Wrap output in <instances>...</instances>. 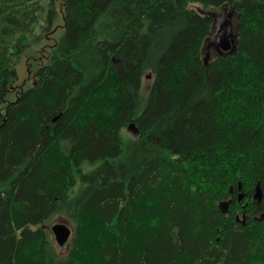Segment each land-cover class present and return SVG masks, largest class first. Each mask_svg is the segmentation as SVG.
Listing matches in <instances>:
<instances>
[{
	"label": "trees",
	"instance_id": "1",
	"mask_svg": "<svg viewBox=\"0 0 264 264\" xmlns=\"http://www.w3.org/2000/svg\"><path fill=\"white\" fill-rule=\"evenodd\" d=\"M0 264H264V0H0Z\"/></svg>",
	"mask_w": 264,
	"mask_h": 264
},
{
	"label": "water",
	"instance_id": "2",
	"mask_svg": "<svg viewBox=\"0 0 264 264\" xmlns=\"http://www.w3.org/2000/svg\"><path fill=\"white\" fill-rule=\"evenodd\" d=\"M199 11L202 12V10L199 9ZM235 12V6L233 5H223L222 7V14L220 15H214V25L213 28H215V31H213L212 37H209L204 44V62L205 64H208L209 57H210V49L212 47H219L220 48V54L223 53H234L236 50V34L233 33L232 29V17L234 16ZM203 13V12H202ZM222 30V31H221ZM220 37L219 42L216 39ZM151 73L147 72L146 78H150ZM129 129H131L135 135H137L138 131L135 127V125L129 124ZM262 191L259 186V184L255 188V194L254 197L258 202L261 201L262 199ZM243 194H239L238 200H241L243 197ZM232 202V199L228 200H222L218 203V210L222 214H226L229 210V206ZM54 237H55V242L59 244V246H64L67 241H69L71 237V232L72 230L70 227L64 223H57L52 226L51 228Z\"/></svg>",
	"mask_w": 264,
	"mask_h": 264
},
{
	"label": "rangeland",
	"instance_id": "3",
	"mask_svg": "<svg viewBox=\"0 0 264 264\" xmlns=\"http://www.w3.org/2000/svg\"><path fill=\"white\" fill-rule=\"evenodd\" d=\"M216 13L220 15L221 10H217ZM233 23H234L233 29H234L235 32H237V19L236 18H234ZM56 37H57V35H52V39L56 38ZM38 54L39 53H37V56H38ZM213 55L214 54L212 53V57H213ZM28 59L29 60H27V56H25L23 58V60H22V63L19 65V70H20V72H19L20 73V78H19V82H18L19 84H23V82L25 83L26 79L28 81V85H30L33 82V78H32L33 76L30 75V73H28V71H29V69L33 70V68L35 67V64H34V61L32 59H30V58H28ZM150 83H151V77L150 78H145L143 86L148 87V85H150ZM25 85H26V83H25ZM123 132H124V134L126 136L127 135L134 136V132L131 129H129V128H126ZM239 189H241L240 185H239ZM230 192L232 193V187L230 188ZM240 193L243 194L242 191ZM254 194H255V191H254L252 197L249 198V200H247L245 203H242L241 207H245L248 204V201H251V202L256 201V198L254 197ZM243 196H244V194H243ZM230 199H232V198H230ZM238 201H239V203H241L240 200H238ZM231 206H232V202H231V204L229 206V209H230ZM228 213H229V211L226 214H224V215H227ZM240 216L242 217L244 215H240ZM57 223H64V224H66V226L68 225L70 227V229L72 230L71 234L74 233V229H73L74 228V224L72 223V221L68 220L67 217L65 218L62 215H58V216H55V218L52 219L46 225V229L50 232V238H51L54 246L57 249L58 255L64 257V256H66V254L69 253L70 248H71V244H70V242L67 241L66 245L59 246V244L57 242H55L56 240H55V237H54V234H53L51 228H52L53 225H55ZM70 239H71V237H70ZM70 239H69V241H70Z\"/></svg>",
	"mask_w": 264,
	"mask_h": 264
},
{
	"label": "flooded vegetation",
	"instance_id": "4",
	"mask_svg": "<svg viewBox=\"0 0 264 264\" xmlns=\"http://www.w3.org/2000/svg\"><path fill=\"white\" fill-rule=\"evenodd\" d=\"M234 18H237L236 17V15H234L231 19H232V29H233V27H234V23H233V20H234ZM222 31V30H221ZM233 33H236L235 31H234V29H233ZM219 40H220V37H218L217 39H216V43H217V41L219 42ZM220 48L219 47H212V49H211V53H214L215 55H220Z\"/></svg>",
	"mask_w": 264,
	"mask_h": 264
}]
</instances>
